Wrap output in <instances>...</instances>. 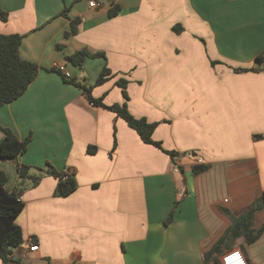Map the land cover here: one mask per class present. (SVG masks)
I'll return each instance as SVG.
<instances>
[{
    "label": "crops",
    "instance_id": "1",
    "mask_svg": "<svg viewBox=\"0 0 264 264\" xmlns=\"http://www.w3.org/2000/svg\"><path fill=\"white\" fill-rule=\"evenodd\" d=\"M90 1L0 0V35H24L21 57L39 66L27 91L0 106V142L3 129L31 138L16 160L0 159L6 190L21 189L25 202L20 260L0 264H214L205 254L233 223L224 210L238 217L264 190V70H235L264 52V0ZM83 49L105 56L75 65L69 58ZM57 65L88 86L108 67L92 96L158 122L154 139L177 155L91 105ZM199 158L209 168L194 174ZM51 167L71 168L76 191L56 196ZM262 226L264 211L254 219ZM30 240L39 249L26 256ZM234 248L264 264V233L251 244L238 236L219 264Z\"/></svg>",
    "mask_w": 264,
    "mask_h": 264
},
{
    "label": "trees",
    "instance_id": "2",
    "mask_svg": "<svg viewBox=\"0 0 264 264\" xmlns=\"http://www.w3.org/2000/svg\"><path fill=\"white\" fill-rule=\"evenodd\" d=\"M119 6L114 5L110 10V15L115 16L119 12ZM0 19L3 21L8 20V13L0 7ZM79 20H73L71 24V32L66 35L76 34L78 32ZM174 30L178 33L183 31V28L175 26ZM24 35L14 34H1L0 35V106L10 103L20 96H22L29 86L36 79L39 66L33 62L25 60L21 57L20 48L23 43ZM105 56L103 53H91L90 51L83 49L75 53L69 59L75 65H82L87 57ZM264 63V53H261L257 57V64L250 68H236L237 72L246 71H260L264 70L260 65ZM259 64V65H258ZM112 71L105 67L101 72L96 84L94 86L104 84L111 77ZM66 82L72 83L84 89L91 102L94 105L102 106L110 111L115 112L119 117L123 118L128 125L136 130L141 139L147 143L152 144L164 151L162 142L156 141L153 137L158 122H151L145 117L138 118L134 116L128 108L127 101L124 103H115L113 105H106L103 102V98H94L92 96V88L94 86H88L76 81L74 78H67L63 75ZM119 86L123 90L125 99H129L127 92V83L125 80L118 81ZM5 132L4 139L0 142V159L16 160L18 156L25 152L31 138H27L21 141L10 129H3ZM88 152L95 154L97 152L96 146H89ZM172 157L177 155L174 151H166ZM209 168L207 164H199L194 167V174H200ZM30 167L27 165H18L19 175L22 179L29 178ZM49 173L58 179V184L55 189L56 196H68L76 191L77 183L74 174L68 179L63 178V172H59L54 167L49 169ZM34 181H38L37 177H32ZM8 182V175L0 171V258L8 262H17L20 257H15L16 251L12 249L15 247L19 249L24 243V235L21 226L17 223V218L25 209V202L20 196L21 189H17L13 192L6 190V183ZM264 211V190L261 195L250 204L245 212L236 217L229 211L224 212L229 215L233 221L231 227L226 230L223 236L214 244V246L208 250L205 254L206 263L209 262L215 255L222 254L225 250V244L232 242L238 236H245L248 243L256 242L264 233V226L260 228H254V219L256 215ZM174 211L171 212L167 222L172 221ZM216 262V261H215ZM219 264V263H217Z\"/></svg>",
    "mask_w": 264,
    "mask_h": 264
},
{
    "label": "built area",
    "instance_id": "3",
    "mask_svg": "<svg viewBox=\"0 0 264 264\" xmlns=\"http://www.w3.org/2000/svg\"><path fill=\"white\" fill-rule=\"evenodd\" d=\"M91 7H99L100 3L96 0L90 1ZM264 53V52H263ZM56 69L63 73V75L67 78H72V75L70 72H68L64 65H57ZM91 105H94L93 102H90ZM203 160L201 158L198 159V163L201 164ZM179 168L176 166V170ZM71 175H73V171L71 168H66L63 171V178L68 179ZM28 251H25V255L28 256L30 251H36L39 249V245L32 240L29 241L28 245ZM221 264H249L248 259L242 249L234 248L229 251H227L223 256L221 260Z\"/></svg>",
    "mask_w": 264,
    "mask_h": 264
},
{
    "label": "rangeland",
    "instance_id": "4",
    "mask_svg": "<svg viewBox=\"0 0 264 264\" xmlns=\"http://www.w3.org/2000/svg\"><path fill=\"white\" fill-rule=\"evenodd\" d=\"M258 65H259V64H258ZM260 66H261L262 68H264V63L261 64ZM230 246H231V242L226 243L224 248H225V249H228V248H230ZM219 257H220V254H217V255H215L211 260H209V262H212V261H213L212 263H214V264H215L216 262L219 263V262H220ZM215 261H216V262H215Z\"/></svg>",
    "mask_w": 264,
    "mask_h": 264
},
{
    "label": "water",
    "instance_id": "5",
    "mask_svg": "<svg viewBox=\"0 0 264 264\" xmlns=\"http://www.w3.org/2000/svg\"><path fill=\"white\" fill-rule=\"evenodd\" d=\"M193 155L195 156V155H196V153H194ZM12 249H13V250H15V251L17 250L15 247H12Z\"/></svg>",
    "mask_w": 264,
    "mask_h": 264
}]
</instances>
